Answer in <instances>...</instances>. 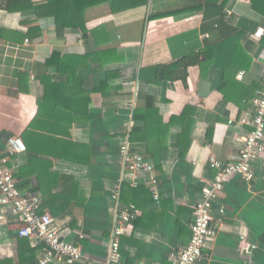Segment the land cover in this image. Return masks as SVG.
<instances>
[{
	"label": "crops",
	"instance_id": "1",
	"mask_svg": "<svg viewBox=\"0 0 264 264\" xmlns=\"http://www.w3.org/2000/svg\"><path fill=\"white\" fill-rule=\"evenodd\" d=\"M0 4V151L8 150L13 137L26 144L9 163L22 194H41L40 210L56 219L65 240L77 243L78 234L85 235L80 240L84 258L75 264H106L117 211L131 203L141 212L122 238L125 263L171 264L173 253L190 241L195 204L215 176L210 158L238 160L247 134L238 120L252 111L253 99L264 91V35H255L264 28V0L206 5L205 0H150L120 13L105 2L79 14L86 35L58 23L47 8L49 0H31V7L19 11L6 9V0ZM28 33L29 41L22 40ZM208 41H224L228 50L251 58L249 66L244 59V67L235 73L239 88L228 90L231 99L221 91L223 70L215 64L191 66L187 84L179 80L154 85L141 79L142 69L175 62ZM54 52L100 53L79 69L81 79L67 82L65 89L66 97L88 98L89 117L83 121L74 120L73 110L43 99L42 75L66 79L46 66ZM105 71L112 72L106 92L99 90ZM147 96L155 97L165 121L188 105L198 110L187 154L181 153L183 129L175 125L168 145L152 158L159 200L147 184L150 174H144L138 186L130 184L120 153L125 130L135 125L136 105ZM249 99L251 105L245 107ZM133 148L146 154L145 144ZM59 150L65 155L54 157ZM255 173L251 181L240 175L229 178L214 203L217 234L198 264H264L263 159L255 161ZM118 186L120 196L115 199ZM44 194L55 205H46ZM20 226L12 206L0 204V261L40 264L43 242L28 238L30 246L20 247L26 242L18 235ZM243 239L256 247L242 252ZM20 250L25 258L35 257L22 262ZM51 264L67 263L56 258Z\"/></svg>",
	"mask_w": 264,
	"mask_h": 264
},
{
	"label": "built area",
	"instance_id": "2",
	"mask_svg": "<svg viewBox=\"0 0 264 264\" xmlns=\"http://www.w3.org/2000/svg\"><path fill=\"white\" fill-rule=\"evenodd\" d=\"M255 35H264V28L257 29ZM28 42L29 39H26ZM239 123L247 127V134L244 137L243 145L240 148L237 161L224 162L212 156L211 167L216 170L213 180L204 186L200 199L194 207V218L190 224L192 232L191 239L187 244L181 245L172 255L171 264H198L204 254V248L209 241L215 238L218 227L214 217V203L220 193L224 190L229 178L232 175H240L247 181L255 178V161L264 160V91L253 101L251 112L244 114ZM236 120L231 119L230 123ZM130 129L126 130L120 153L125 174L130 179V184L138 186L142 176L150 174L147 182L156 200L160 199L158 189V178L155 174V163L146 155L133 150L130 141ZM26 144L20 137H13L9 140V147L6 152L0 151V204L11 205L13 212L18 216L21 226L18 230L20 237L40 239L44 244L40 264H51L56 258L67 264H75L84 258V250L80 244L85 235L79 233L77 243L65 240L61 235V227L56 219L48 212H40L42 200L41 194L26 197L22 194L17 180L9 166L11 156L25 151ZM121 184V183H120ZM120 186L114 193V198L119 199ZM140 209L133 203L122 206L118 209L115 225L111 233L108 261L106 264H126L122 252V238L132 229L133 223L140 215ZM220 214L225 213L223 207ZM256 245L243 239L241 251L249 252ZM155 264V263H140Z\"/></svg>",
	"mask_w": 264,
	"mask_h": 264
},
{
	"label": "trees",
	"instance_id": "3",
	"mask_svg": "<svg viewBox=\"0 0 264 264\" xmlns=\"http://www.w3.org/2000/svg\"><path fill=\"white\" fill-rule=\"evenodd\" d=\"M149 1L150 0H49L47 8H49V11L53 14L58 23L64 24L65 27L81 29L86 35L88 33L86 23L84 18L79 14L85 11L87 7L107 2L110 4L114 13H120L128 9L148 5ZM224 2L226 3L227 0H224ZM209 3H217V0H205V5ZM5 7L10 11L27 9L28 7H31V0H6ZM198 9L203 10L202 6L198 7ZM168 15L170 14L151 15L150 19H157ZM28 35H30V33L22 35V40H25ZM224 41L218 43L208 41L209 43L199 51L189 53L175 62L146 67L142 69L140 77L154 85H160L166 81L175 82L179 80L187 84L189 68L191 66L198 65L200 67H205L215 64L223 70L224 84L221 87V91L225 98L229 100L231 97L229 96L228 90H232V86L239 88V81L236 80L238 83L234 81L235 73L244 67V59L247 60V66H249L251 58L248 55L244 56L243 54H240L239 50L236 52L228 50L225 45L227 43ZM105 53L109 54L110 52L106 51ZM96 56H100V53L77 56L54 52L50 59L47 60L46 66L48 69L54 67L57 73L66 77V79L59 82L54 80L53 76L50 74H44L40 78L45 86V95L43 99L73 110L74 120L76 122L83 121L86 119L85 117H89V114L86 112L87 109H85L87 106L85 102L88 98L84 96H77L74 98L66 97L65 89L67 82L80 80L81 75L79 69L88 65L89 61ZM105 72L107 75L106 80H104L99 87V90L104 92L109 88V81L112 77V72ZM250 100L251 99L248 100L245 107L251 105L250 102L252 100ZM197 113L198 110L195 106L188 105L179 116H172L169 121H165L164 116L156 104L155 97L147 96L145 99L138 101L134 110L133 119L135 125L129 132L131 144L133 147L145 144L147 147L145 155L153 161L152 158L158 154L160 149L168 145L171 127L180 125L183 129L181 153L182 156H185L192 143V131L196 122ZM125 135L126 130L123 134L124 138ZM62 151L63 150L54 152V157L64 156L65 154ZM44 195L46 201L44 203L46 205H55L54 201H50L49 194ZM40 211L42 212V210ZM21 238H25L26 242H20V247H24V245L29 247L30 242L28 238ZM34 257L35 254L33 253L31 256L25 258L23 252L20 250V261L25 262V259L28 261ZM0 264L14 263L13 261L5 260L0 261Z\"/></svg>",
	"mask_w": 264,
	"mask_h": 264
}]
</instances>
